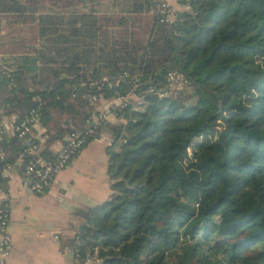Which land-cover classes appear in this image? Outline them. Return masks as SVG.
I'll return each mask as SVG.
<instances>
[{"label":"trees","instance_id":"16d2710c","mask_svg":"<svg viewBox=\"0 0 264 264\" xmlns=\"http://www.w3.org/2000/svg\"><path fill=\"white\" fill-rule=\"evenodd\" d=\"M44 3L81 1L0 0V13L37 26L35 54L6 71L4 104L16 124L38 110L41 154L83 132L95 108L135 96L81 149L110 138V194L76 212L61 250L78 264L87 255L93 264H264V0H179L186 11L163 23L157 14L141 31L124 17L35 16ZM143 6L150 0L133 13ZM171 71L189 90L160 97ZM25 149L16 137L0 140V174L24 163Z\"/></svg>","mask_w":264,"mask_h":264},{"label":"crops","instance_id":"0c3cea01","mask_svg":"<svg viewBox=\"0 0 264 264\" xmlns=\"http://www.w3.org/2000/svg\"><path fill=\"white\" fill-rule=\"evenodd\" d=\"M80 1L77 6L60 10L44 3L35 16L92 13L97 17H124L130 22L136 20V26L132 29L141 31L145 26L149 27L157 15V9L151 0L150 6H143V11L138 14H134V10L147 0ZM167 2L174 14L187 10L179 0ZM174 14L170 20H173ZM19 19L18 14L0 13V140L14 137L13 128L18 120L15 114L7 112L4 104L8 95L4 86L6 71H9V68L15 65L16 58L25 55V52L33 56L40 43L37 26L22 23ZM117 122L118 119L110 118L107 124L114 125ZM45 132V128L40 124L31 133V139L39 141L41 150L44 149ZM64 139L54 142L48 148L51 156L61 149ZM109 145L110 138L106 134L90 142L70 166L56 177L49 190L42 196H37L23 187L21 160L11 166L7 178L2 179L5 186H0L10 207L9 233L12 237V247L7 264H77L71 250H61L60 238L68 230H76L79 224L77 211L94 208L109 196Z\"/></svg>","mask_w":264,"mask_h":264},{"label":"built area","instance_id":"2783aa9c","mask_svg":"<svg viewBox=\"0 0 264 264\" xmlns=\"http://www.w3.org/2000/svg\"><path fill=\"white\" fill-rule=\"evenodd\" d=\"M152 2L157 9L160 22H168L174 14V10L167 0H152ZM127 77V75L123 76V78ZM166 81V86L160 94V97L179 95L188 85L184 75L177 71L169 72ZM131 82L135 90L138 79L133 77ZM134 99V94L130 93L125 96H118L109 104L105 105L103 109L95 108V111L87 121L88 125L85 130L83 132H72L68 134L62 143L61 149L50 158H46L41 154L40 144L29 140L32 131L41 124L38 110L32 109L13 128V136L19 141L24 142L26 146L25 154L27 158L23 163V187L37 196L44 195L56 177L70 166L76 155L85 146L87 138L99 128L105 126L110 118L118 119V113L129 108ZM88 103L90 106L95 107L97 97L95 95L90 96ZM0 159L3 160L2 155H0ZM10 168L11 166H7L3 169L0 174L1 179L7 178ZM9 215L10 207L5 194L0 189V264H7L12 247V237L9 233ZM74 259L78 264L79 255L77 253H75ZM94 262L98 263L96 257L87 255L83 264H93Z\"/></svg>","mask_w":264,"mask_h":264},{"label":"rangeland","instance_id":"374dc122","mask_svg":"<svg viewBox=\"0 0 264 264\" xmlns=\"http://www.w3.org/2000/svg\"><path fill=\"white\" fill-rule=\"evenodd\" d=\"M189 89H184V91H182V92H180L179 94H181V93H186L187 91H188Z\"/></svg>","mask_w":264,"mask_h":264}]
</instances>
